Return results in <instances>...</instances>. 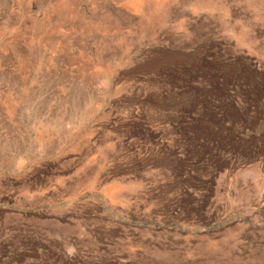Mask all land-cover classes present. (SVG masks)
Returning a JSON list of instances; mask_svg holds the SVG:
<instances>
[{"label": "rangeland", "instance_id": "374dc122", "mask_svg": "<svg viewBox=\"0 0 264 264\" xmlns=\"http://www.w3.org/2000/svg\"><path fill=\"white\" fill-rule=\"evenodd\" d=\"M0 264H264V0H0Z\"/></svg>", "mask_w": 264, "mask_h": 264}, {"label": "trees", "instance_id": "16d2710c", "mask_svg": "<svg viewBox=\"0 0 264 264\" xmlns=\"http://www.w3.org/2000/svg\"><path fill=\"white\" fill-rule=\"evenodd\" d=\"M219 63L221 65H223L224 63H221V61H219ZM206 65L209 64V62L205 63ZM219 64V65H220ZM210 65V64H209ZM242 71L241 73H232V71L227 72L225 75L221 73V71H212V73L217 74L219 76V78H221L222 80H230L229 83H238V82H248V80L250 81H258L259 79H257V76H255V72L250 70L249 66H246V64L242 65Z\"/></svg>", "mask_w": 264, "mask_h": 264}]
</instances>
